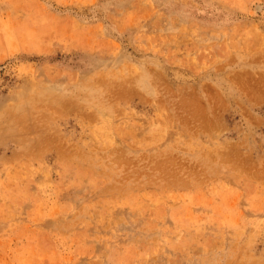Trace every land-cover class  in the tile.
Instances as JSON below:
<instances>
[{
	"label": "rangeland",
	"instance_id": "obj_1",
	"mask_svg": "<svg viewBox=\"0 0 264 264\" xmlns=\"http://www.w3.org/2000/svg\"><path fill=\"white\" fill-rule=\"evenodd\" d=\"M0 264H264V0H0Z\"/></svg>",
	"mask_w": 264,
	"mask_h": 264
}]
</instances>
